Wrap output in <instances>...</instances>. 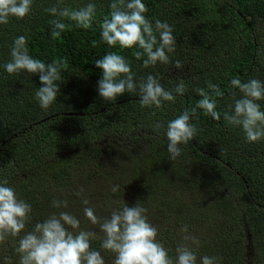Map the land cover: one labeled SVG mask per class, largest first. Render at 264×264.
I'll list each match as a JSON object with an SVG mask.
<instances>
[{"label": "trees", "instance_id": "1", "mask_svg": "<svg viewBox=\"0 0 264 264\" xmlns=\"http://www.w3.org/2000/svg\"><path fill=\"white\" fill-rule=\"evenodd\" d=\"M89 2L97 4L93 28L73 25L57 39L51 36L50 21L55 17L44 11L56 0H33L30 17L0 25V179H8L19 197L32 205V222L25 231L53 212L68 211L80 219L81 229L97 233L91 247L115 258L101 248L104 234L87 221L83 208L97 204L96 215L107 216L113 208L139 201L149 220L166 217L164 208L173 205L164 199L169 182L183 190L187 200L183 198L185 207L178 216L175 207L169 208L176 223L201 228L200 215L219 209L224 224L234 226L229 241L235 242L238 256L246 245L264 264V140L249 143L243 130L227 125L223 115L216 121L200 109L192 120L198 133L180 145L182 155L175 161L164 135L167 122L200 99L195 88H206L209 81L218 84L223 93L217 97L218 110L223 114L233 104V94L241 97L231 87L232 79L264 81V0H143L147 18L168 23L177 42L172 63L148 68L133 55L138 49L109 48L102 42L97 24L110 11L112 0H64L72 8ZM21 35L27 37L34 58L45 63L67 61L58 82L60 93L48 109L35 98L41 87L38 74H9L3 67L11 60L14 39ZM110 51L125 56L137 81L152 74L171 89L183 79L188 91L160 108L141 107L138 88L115 101L104 100L97 91L102 71L95 62ZM177 60L182 63L179 69ZM260 104L264 110V101ZM156 122L165 128L157 131ZM143 140L149 143L147 149L153 146L158 151L138 154ZM166 173L171 177L161 180ZM146 176L159 179L158 187L146 185L134 193L137 181ZM122 180L125 185L118 184ZM114 185L119 186L116 192ZM53 198L66 199L68 208H52ZM18 241L19 237L9 236L0 245V259L8 257L10 264H16ZM168 241L169 254L176 255L174 239L168 236ZM227 241L220 240L219 245Z\"/></svg>", "mask_w": 264, "mask_h": 264}, {"label": "clouds", "instance_id": "2", "mask_svg": "<svg viewBox=\"0 0 264 264\" xmlns=\"http://www.w3.org/2000/svg\"><path fill=\"white\" fill-rule=\"evenodd\" d=\"M32 9L33 0H0V25L9 24L11 18L30 17ZM109 9L97 24L101 40L109 48L138 49L133 55L137 60H143L145 68L172 63L177 43L174 30L166 22L157 19L153 23L147 18L148 7L143 0H112ZM44 11L55 17L50 25L51 36L57 39L63 32L70 31L73 25L80 29H92L96 23L97 4L89 2L72 8L64 4V0H56V4ZM10 55L11 60L3 66L5 71L9 74H38L41 87L36 90L35 98L42 109H48L60 93L58 82L67 68L66 59L58 58L45 63L34 58L29 53L24 35L14 39ZM95 66L102 71V77L97 82L99 96L110 102L138 88L141 107L160 108L165 102L174 103L177 95L183 96L188 91L183 79L171 89H166L160 78L152 74L137 81L131 64L115 51L96 60ZM175 67L181 68L182 63L175 61ZM230 84L233 89L239 90L241 97L236 98L233 94L234 102L223 114L218 110L217 101L223 93L218 84L209 81L207 90L204 87L193 90L200 97L194 107L186 108L167 122L164 135L171 160L175 161L182 155L180 145L188 144L197 135L198 129L192 120L197 116L198 109L216 121L223 115L227 125L243 130L249 143L264 140V110L260 104L264 101V81L253 78L242 82L234 78ZM153 127L159 131L165 125L156 122ZM9 184L8 179H0V245L9 236L19 237L15 249L19 254V264H105L102 253L91 247L97 233L81 229L80 219L68 211L53 212L43 221L36 222L31 231H25L32 222V205L20 198ZM118 189V185L112 187L113 192ZM84 204H88L87 199ZM51 207L67 209L68 201L53 198ZM147 211L137 201L133 206L125 203L123 207L113 208L107 216H98L94 208L86 206L83 215L104 234L101 248L114 254L113 264H218V257L198 255L200 242L189 235L183 236L184 243L177 246L176 256L171 257L168 249L158 240L159 229L150 222ZM187 231L185 226L182 232ZM3 262L10 264L8 257H4Z\"/></svg>", "mask_w": 264, "mask_h": 264}, {"label": "rangeland", "instance_id": "3", "mask_svg": "<svg viewBox=\"0 0 264 264\" xmlns=\"http://www.w3.org/2000/svg\"><path fill=\"white\" fill-rule=\"evenodd\" d=\"M143 147L138 150V154L140 155H151L154 154L158 151L157 147H153L149 150L146 148V145L149 144L147 141L143 140L142 142ZM160 155V154H159ZM161 157H165V154ZM117 163L116 161H113ZM118 164V163H117ZM120 165V164H119ZM171 175L169 173L162 174L160 176L161 180H165L170 178ZM156 177L154 176H146V178H140L137 181V186L134 188V193H138L139 188L142 190L144 186H150L152 188H157V183H156ZM159 181V179H157ZM160 182V181H159ZM168 183V188H165L167 191L166 196L164 197L165 200H170V203H173V205H166V207L163 210V213L166 214V217H157V221L161 222V226L157 227L159 229V235H158V240H160L161 243L164 244L166 247V244L169 242L168 241V236H171L174 239V243L178 246L180 243H184L183 241V236L184 235H189V236H194L198 238L199 240V247L197 248L198 255H208V256H217L219 258L218 262H224V264H237L238 259L242 254H246L244 257L246 260L243 261L242 264H263L262 261H260L259 257L255 254L254 250L246 247L244 245V251H241L240 255L238 256L239 252L235 250V242L234 241H229L231 238H234V226L231 224L225 225L224 220L222 216L219 214V209H214L213 211H207L205 214L200 215V223L202 227L200 228L197 224L193 226L192 228L187 227L188 231L187 233L182 232V229L185 227L184 224H178L175 222V216L172 213V211L169 210L170 207H175L178 210V213L176 214L177 216L179 213H181L184 209V199L186 200V195L181 190L180 188L176 187L174 184L171 186ZM120 185H125L126 180H122L118 182ZM162 191V190H161ZM184 204V205H183ZM95 209V212L98 210L97 204H92ZM156 217L155 219L152 218L150 222L156 226ZM42 220V219H41ZM40 220V221H41ZM43 221V220H42ZM211 231V232H210ZM23 235V233H21ZM177 238V239H176ZM220 240H223L225 242L228 240L226 243L229 242V245L224 248L226 243H222L219 245ZM189 244L191 243L190 241L188 242ZM195 247L194 245H192ZM224 248V249H223ZM218 252V254H217ZM222 252V253H221ZM171 257H175L176 255L174 254H169ZM104 256L105 259V264H113L114 257H108ZM250 256V257H249ZM238 257V258H237ZM224 260V261H223ZM257 261V262H256ZM247 262V263H246ZM0 264H4L3 260L0 259ZM16 264H19V254L16 260Z\"/></svg>", "mask_w": 264, "mask_h": 264}]
</instances>
